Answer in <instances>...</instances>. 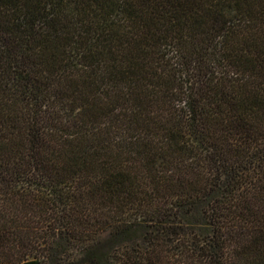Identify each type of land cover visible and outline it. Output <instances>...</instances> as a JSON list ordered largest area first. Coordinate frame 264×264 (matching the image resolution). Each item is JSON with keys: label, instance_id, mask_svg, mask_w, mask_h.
Returning a JSON list of instances; mask_svg holds the SVG:
<instances>
[{"label": "trees", "instance_id": "1", "mask_svg": "<svg viewBox=\"0 0 264 264\" xmlns=\"http://www.w3.org/2000/svg\"><path fill=\"white\" fill-rule=\"evenodd\" d=\"M264 264V0H0V264Z\"/></svg>", "mask_w": 264, "mask_h": 264}, {"label": "rangeland", "instance_id": "2", "mask_svg": "<svg viewBox=\"0 0 264 264\" xmlns=\"http://www.w3.org/2000/svg\"><path fill=\"white\" fill-rule=\"evenodd\" d=\"M64 258L65 259L63 264H73L77 258L76 250H74L73 248L69 249L67 256Z\"/></svg>", "mask_w": 264, "mask_h": 264}]
</instances>
